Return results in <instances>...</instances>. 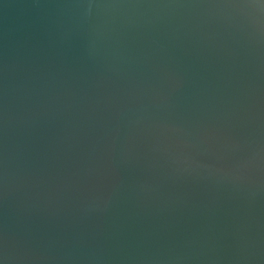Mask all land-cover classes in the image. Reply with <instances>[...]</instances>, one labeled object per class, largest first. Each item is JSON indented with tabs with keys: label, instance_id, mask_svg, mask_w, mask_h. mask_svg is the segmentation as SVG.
Returning a JSON list of instances; mask_svg holds the SVG:
<instances>
[{
	"label": "water",
	"instance_id": "95a60500",
	"mask_svg": "<svg viewBox=\"0 0 264 264\" xmlns=\"http://www.w3.org/2000/svg\"><path fill=\"white\" fill-rule=\"evenodd\" d=\"M0 264H264V0H0Z\"/></svg>",
	"mask_w": 264,
	"mask_h": 264
}]
</instances>
